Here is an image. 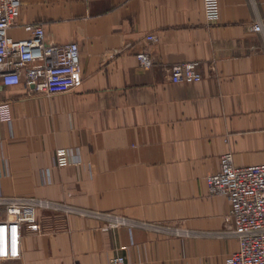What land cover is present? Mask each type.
<instances>
[{
    "label": "crops",
    "instance_id": "crops-1",
    "mask_svg": "<svg viewBox=\"0 0 264 264\" xmlns=\"http://www.w3.org/2000/svg\"><path fill=\"white\" fill-rule=\"evenodd\" d=\"M21 0L24 23L45 27L47 43L77 41L82 79L46 95L6 86L10 121H0V195H36L212 232L178 236L39 210V232H23L22 256L0 264H228L239 241L217 235L233 224L226 195L206 177L231 152L236 165L264 163V0ZM155 33L157 41L149 38ZM148 49L151 67L137 52ZM197 60L202 79L174 82L170 66ZM72 162L54 166L57 147ZM50 175H46V169Z\"/></svg>",
    "mask_w": 264,
    "mask_h": 264
},
{
    "label": "built area",
    "instance_id": "built-area-1",
    "mask_svg": "<svg viewBox=\"0 0 264 264\" xmlns=\"http://www.w3.org/2000/svg\"><path fill=\"white\" fill-rule=\"evenodd\" d=\"M21 0H0V79L6 86L24 83L30 92L54 95L74 89L82 79V61L77 41L47 43L42 22H26L30 35L15 38L10 28L18 23ZM204 11L209 20L220 14L219 0H204ZM257 32H264V20L251 24ZM158 40L155 33L148 35ZM139 63L151 67L154 56L148 49L137 52ZM197 60L179 61L170 66L174 82H195L202 79ZM9 102H0V121H10ZM74 148L57 147L53 155L54 166L72 162ZM50 175L49 168L45 170ZM211 194L226 195L230 201L229 216L233 224L217 235L238 238V248L228 257V264H264V163L236 165L231 152L222 154L220 167L206 177ZM39 210L76 214L103 220L108 227L128 226L150 231L178 235L200 236L212 232L191 230L181 225L136 219L119 213L77 205L36 195H0V262L22 256L23 232H39ZM73 264H81L75 261ZM108 264H132L124 253L114 254Z\"/></svg>",
    "mask_w": 264,
    "mask_h": 264
}]
</instances>
